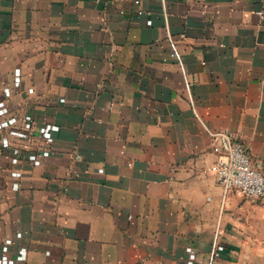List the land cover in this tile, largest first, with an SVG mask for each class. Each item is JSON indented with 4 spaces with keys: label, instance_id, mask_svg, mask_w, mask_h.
<instances>
[{
    "label": "crops",
    "instance_id": "crops-1",
    "mask_svg": "<svg viewBox=\"0 0 264 264\" xmlns=\"http://www.w3.org/2000/svg\"><path fill=\"white\" fill-rule=\"evenodd\" d=\"M216 132L264 175V0H0V264H264Z\"/></svg>",
    "mask_w": 264,
    "mask_h": 264
},
{
    "label": "built area",
    "instance_id": "built-area-1",
    "mask_svg": "<svg viewBox=\"0 0 264 264\" xmlns=\"http://www.w3.org/2000/svg\"><path fill=\"white\" fill-rule=\"evenodd\" d=\"M211 139L217 155V183L225 190L237 191L249 201L264 199V175L252 167L243 145L225 132L213 133Z\"/></svg>",
    "mask_w": 264,
    "mask_h": 264
}]
</instances>
